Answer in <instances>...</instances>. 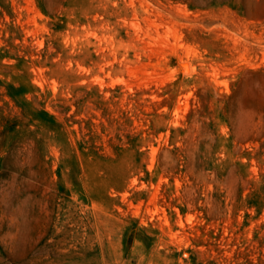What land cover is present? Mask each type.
I'll use <instances>...</instances> for the list:
<instances>
[{
    "label": "rangeland",
    "instance_id": "obj_1",
    "mask_svg": "<svg viewBox=\"0 0 264 264\" xmlns=\"http://www.w3.org/2000/svg\"><path fill=\"white\" fill-rule=\"evenodd\" d=\"M0 264H264V0H0Z\"/></svg>",
    "mask_w": 264,
    "mask_h": 264
}]
</instances>
